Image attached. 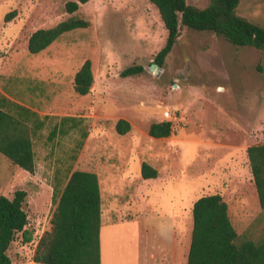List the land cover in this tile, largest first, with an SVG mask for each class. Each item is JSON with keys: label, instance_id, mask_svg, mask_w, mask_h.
Returning <instances> with one entry per match:
<instances>
[{"label": "rangeland", "instance_id": "374dc122", "mask_svg": "<svg viewBox=\"0 0 264 264\" xmlns=\"http://www.w3.org/2000/svg\"><path fill=\"white\" fill-rule=\"evenodd\" d=\"M67 1L0 0V106L29 125L38 176L53 187L36 195L32 178L19 172L33 239L23 243L17 234L8 248L11 264H32L64 180L75 169L105 176L101 264H135L139 237L147 264H186L193 203L214 193L223 194L240 239L264 242V208L253 178L244 180L241 153L264 143V51L181 27L153 73L148 66L167 35L154 4L89 0L69 13ZM186 1L204 7L209 0ZM10 11L15 14L5 20ZM237 12L264 27V0H240ZM73 15L89 26L28 52L33 31ZM86 59L93 83L80 95L73 79ZM130 65L143 71L121 76ZM120 118L130 124L125 134L115 130ZM163 120L172 122L171 134L150 136V124ZM143 161L157 169L156 178H142ZM6 163L0 154V168ZM241 189L245 194L238 197Z\"/></svg>", "mask_w": 264, "mask_h": 264}, {"label": "trees", "instance_id": "16d2710c", "mask_svg": "<svg viewBox=\"0 0 264 264\" xmlns=\"http://www.w3.org/2000/svg\"><path fill=\"white\" fill-rule=\"evenodd\" d=\"M89 0H70L65 9L72 13ZM156 6L167 35L153 62L160 68L175 44L181 27L207 31L235 46H251L264 51V27L238 14L240 0H209L204 7L186 0H149ZM15 11L5 15L10 19ZM89 21L70 16L49 28H38L27 40V50L35 54L64 33L86 28ZM143 71L141 65L124 68L121 76ZM93 83L91 62L86 59L75 72L73 89L80 95L90 91ZM130 124L118 119L115 130L125 134ZM172 122H152L148 134L168 137ZM0 153L12 164L34 172V151L29 125L0 108ZM246 154L257 192L258 204L264 208V143L249 145ZM142 178H156L157 169L143 161ZM27 192L15 189L13 196L0 194V264H11L10 244L20 233L23 243L33 239L26 228L28 215L24 208ZM101 196L95 172L75 169L70 172L50 218V228L37 241L32 264H100ZM186 264H264V242L240 239L229 214L228 205L219 193L197 198L192 207V229Z\"/></svg>", "mask_w": 264, "mask_h": 264}, {"label": "crops", "instance_id": "0c3cea01", "mask_svg": "<svg viewBox=\"0 0 264 264\" xmlns=\"http://www.w3.org/2000/svg\"><path fill=\"white\" fill-rule=\"evenodd\" d=\"M0 92L4 94V92L2 90H0ZM5 95L7 97L11 98L9 95H7V94H5ZM0 107L2 109H5L4 106H0ZM5 111H8V110L5 109ZM8 112L13 114L10 111H8ZM30 134H31V130H30ZM31 139H32V135H31ZM32 146H33V141H32ZM247 147H245L244 151H242L241 153L243 154L242 163L247 162L246 174H244L245 176H247V180L246 179H244V180L250 182L249 179L252 178V174H251V170H250V167H249L248 157H247V154H246V148ZM33 151H34V148H33ZM35 159L36 158H35V152H34V172L33 173H29V174H28V172L26 170L23 171L22 169H20L18 167V165H17V167H16V165H12V163H6V164L2 165V167L0 168V194H3V195L8 196V197H12L13 196V191L15 189H20V188H18V184H17L18 183V174H19V172H22L25 175L27 174L26 176H29L30 178H32V180L34 182V186H35L34 187V192L36 193V195H39L37 193H39L41 190L42 191L43 190L44 191H48V188L53 190L52 185H50L45 178H41V177L38 176L37 169H36V164L37 163H36ZM87 171L95 172L97 174V177H98V183H99V188H100V196H101V225H100V231H101V228L103 226L102 186L105 183L104 182L105 176L102 175V176H104V179H100V174L96 170L91 169V170H87ZM250 174H251V177H250ZM67 179H68V177L64 180L63 186L60 189V193H61L62 189L64 188V186H65V184L67 182ZM24 190L27 192V195H28V189L24 188ZM60 193H59V195H60ZM244 194H245V192L241 189V191L238 193V197H240V196H242ZM220 195L224 199L223 194H220ZM256 195H257V192H256ZM140 244H141V237H139L138 245L136 247V257H135L136 258V263L135 264H147V259H146L145 255H143L141 253V251H140ZM100 249H101V245H100ZM187 254H188V252H187ZM123 256H124V254L122 252H119L118 255H117L118 259H120V260L123 258ZM100 259H101V253H100ZM186 260H187V256H186ZM100 264H101V260H100Z\"/></svg>", "mask_w": 264, "mask_h": 264}, {"label": "water", "instance_id": "95a60500", "mask_svg": "<svg viewBox=\"0 0 264 264\" xmlns=\"http://www.w3.org/2000/svg\"><path fill=\"white\" fill-rule=\"evenodd\" d=\"M159 66L156 64V63H151L149 66H148V70L149 71H152L153 73H157L159 71Z\"/></svg>", "mask_w": 264, "mask_h": 264}]
</instances>
